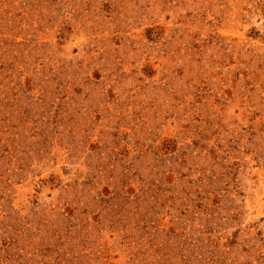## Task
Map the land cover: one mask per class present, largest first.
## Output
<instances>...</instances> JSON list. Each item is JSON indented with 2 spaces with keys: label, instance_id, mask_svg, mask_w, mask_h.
Segmentation results:
<instances>
[{
  "label": "rangeland",
  "instance_id": "rangeland-1",
  "mask_svg": "<svg viewBox=\"0 0 264 264\" xmlns=\"http://www.w3.org/2000/svg\"><path fill=\"white\" fill-rule=\"evenodd\" d=\"M0 264H264V0H0Z\"/></svg>",
  "mask_w": 264,
  "mask_h": 264
}]
</instances>
